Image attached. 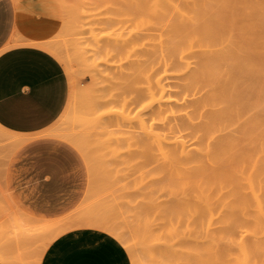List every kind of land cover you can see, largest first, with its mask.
<instances>
[{
	"label": "bare ground",
	"instance_id": "6f19581e",
	"mask_svg": "<svg viewBox=\"0 0 264 264\" xmlns=\"http://www.w3.org/2000/svg\"><path fill=\"white\" fill-rule=\"evenodd\" d=\"M97 1L115 5L134 2ZM62 2L68 7L66 0ZM81 2L68 11L69 18L75 11L76 15L87 12L90 3ZM145 3L154 20L150 19L153 23L150 25L160 33L153 30L158 34L155 35L158 43L151 49L141 42V48L143 45L148 48V53L144 49L146 55L155 56L153 59L149 55L152 62L142 49L143 55L139 53L137 44L145 35L151 42L156 37L152 38L153 32L148 37L136 31V53L141 55L136 59H139L136 117L131 118L124 109L121 113H110L104 126L107 130L136 124V136L147 139L158 151L160 166L166 170L169 181L150 189L148 194L142 193L150 197V201L142 204L150 211H136L140 202L137 206L128 203L131 210L120 212L117 217L94 208L74 209L56 219L38 218L24 212L13 201L12 218L0 227L3 264H41L45 250L54 239L80 228L110 234L130 252L135 264L149 263L148 258L142 260L145 263L139 262V254H142L140 259L148 256L152 261L149 264H259L260 257H264V63L252 62L251 43L243 39L251 32L261 35L258 25H249L247 21L251 17L259 19L258 15L263 18L264 11L257 6L264 4V0ZM140 7L142 4L136 5V9L144 10ZM107 21L111 22L112 18ZM72 26L67 44L65 41L63 45L49 42L39 45L70 74V103L77 99L73 75L78 68L95 81L107 79L102 70L90 67L76 56L82 33L78 24ZM93 39L97 47L95 54L103 53L108 41L95 35ZM144 56L147 61L142 60ZM69 108L70 104L62 117ZM0 131L13 137L4 146L11 152L31 139L1 126ZM57 137L88 158L87 151L92 149L86 146V138L73 134ZM197 182L199 187L207 184L211 190V195L205 194L208 198H204L203 204L199 200L205 195L195 200L193 193L197 192H191L194 184L197 189ZM38 240L42 244L34 247L32 253L27 252L30 244Z\"/></svg>",
	"mask_w": 264,
	"mask_h": 264
},
{
	"label": "rangeland",
	"instance_id": "374dc122",
	"mask_svg": "<svg viewBox=\"0 0 264 264\" xmlns=\"http://www.w3.org/2000/svg\"><path fill=\"white\" fill-rule=\"evenodd\" d=\"M81 1L83 3L85 1L90 3L88 4V9H86L87 12L84 11L83 15H76L75 11L72 18H69L68 11ZM81 1L66 0L67 7L62 0H59L63 10V22L60 31L49 41V44L63 45L65 41V44H67V40L69 41L71 37L68 36L70 26L78 24L79 31L82 34L79 35L81 39L78 45H76V56L79 57L80 61L84 60L85 64L90 65V67L102 70L103 74L107 75V79L99 78L98 81H95L89 73L78 68L77 73L73 75L77 84L74 88V91L77 92V99L70 103L69 98L65 108L66 110L68 104H70L67 115L62 117L65 112L64 110L56 123L46 131L40 133V135L50 133L54 137H57L58 134H73L80 139L86 138V146L88 144L87 147L89 149L91 147L92 150L90 152L87 151V158L70 144L68 145L72 149L68 148V145L59 143L57 140H50L49 142L60 144L66 148V151L42 148L29 152L28 154L31 153L30 156H32V158H29L32 160L39 159L40 157L60 158L61 171L63 168L72 171V173L70 172L61 178L56 188H53L54 190L49 191L50 189L43 188L41 189V194L55 196H59L60 194L64 197L75 195L76 198L64 201L63 199L60 200V198H53V201L50 200L51 203L60 200L64 205L69 201L71 202L70 205L74 203L73 207L76 205L73 210L99 208L116 217L120 216V212L128 213L131 210L128 203L132 206H137L141 203L136 207V211H150L149 207H142V204L144 206V201H150V197L146 194H148L150 189L157 188L169 181L165 173L166 170L160 166L161 160L159 159L158 151L151 146L147 139L136 136V124L131 123V125L122 126L121 128L111 127L107 130H105L106 127L104 125L107 123L110 113H121L124 109L127 113H130L131 118L136 117V62L139 60L136 59L139 56L141 57L139 53L143 55L141 49L144 51V55H146L148 48L150 47L149 49H151L153 44L158 43L157 35L160 33L158 29L157 31L153 27L154 25H150L154 20H152V14L148 12L150 11L149 6L145 2L151 4L152 0H148L149 2L147 0H134V2L130 1L126 5H115L97 0ZM137 4H142L140 8L144 10L140 11L136 9ZM257 8L264 11V4L258 5ZM258 17L259 19L251 17L247 21V24L258 25L261 35L251 32L243 36L244 41L251 43L249 45V57L253 60L254 64H257V62L264 63V16L262 18L258 15ZM107 18H112V21H107ZM137 18V23H140L139 25L136 23ZM141 21H144V24ZM153 30H156L158 34L154 33ZM136 31L139 32L137 34H140V32V35L145 33L148 37V34L153 32L152 38L157 36L155 39H152L150 35L151 42L150 39H146L145 35V40H143V37L137 44V46H140L139 53H136ZM93 35L98 39L108 41V47L103 53L95 54L97 47L94 43ZM240 35L242 36L243 34L241 33ZM141 42L142 44L147 43L148 48H145V45H143L144 48H141ZM149 55L150 58L151 56L152 58L155 57L152 54H148V56L146 55L147 59H149ZM146 58L144 56L142 60H146ZM149 61L153 62L152 59H149ZM66 72L71 83L70 74L67 70ZM71 90L72 85H70V95L72 93ZM2 138L7 139L0 142V227L8 224L12 218L15 210L13 194L21 202L19 198L20 189L16 186L13 171L17 161L15 164L11 162L18 149L11 152L10 149L4 147L8 144L9 138H13H11V135L0 131V139L4 140ZM9 152L11 154L8 157ZM24 152L20 154L18 159ZM72 158L76 160L77 165L73 163ZM26 185H23L21 188L31 187ZM193 187L195 188V184ZM208 187L209 185L207 184L199 187V183L197 182V189L192 188L191 191L197 192L193 193V196L196 194L194 199L197 200L205 194L208 195L210 193V188L208 190ZM145 192H147L145 195L147 196L146 198L149 197L148 199L142 194ZM31 193L33 192H29V194ZM239 193L238 191L237 196ZM208 196L206 197L205 195L202 198L203 200L200 199L199 201L203 204ZM9 199H12V201ZM41 244L39 240L37 242L33 241L27 252L32 253L33 248ZM128 254L132 264H135L134 258L129 251ZM141 255L139 254L138 257L139 262L145 263L142 260L145 261V258L146 260L148 258L150 263L151 260L148 256H145L144 259L141 257L140 259ZM31 257L32 254H30ZM28 260L31 261L29 258ZM259 260V264H264V257L261 256ZM149 263L147 261L145 264Z\"/></svg>",
	"mask_w": 264,
	"mask_h": 264
},
{
	"label": "crops",
	"instance_id": "0c3cea01",
	"mask_svg": "<svg viewBox=\"0 0 264 264\" xmlns=\"http://www.w3.org/2000/svg\"><path fill=\"white\" fill-rule=\"evenodd\" d=\"M62 22L59 0H0V126L13 134L31 137L11 160L13 164L17 161L14 180L22 203L15 194L13 200L24 212L47 219L62 217L76 206L69 201L64 205L60 202L75 199V195L41 194L43 188L54 190L61 178L72 171L65 168L61 171L60 158L32 160L31 153L28 154L42 148L66 151L50 140L68 145L52 136L40 135L60 118L70 95V80L63 65L39 46L58 34ZM14 42L22 43L13 45ZM23 185L31 187L22 189ZM53 198L60 200L51 203ZM41 264L132 262L126 248L110 234L80 228L54 239L45 250Z\"/></svg>",
	"mask_w": 264,
	"mask_h": 264
}]
</instances>
